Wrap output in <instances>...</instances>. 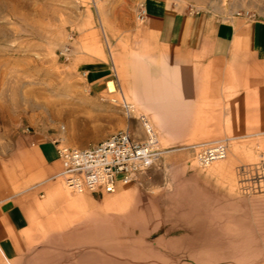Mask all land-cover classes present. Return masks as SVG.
Returning a JSON list of instances; mask_svg holds the SVG:
<instances>
[{
	"label": "crops",
	"instance_id": "1",
	"mask_svg": "<svg viewBox=\"0 0 264 264\" xmlns=\"http://www.w3.org/2000/svg\"><path fill=\"white\" fill-rule=\"evenodd\" d=\"M143 9L131 46L106 53L92 32L84 54H76L86 90L75 110L83 129L94 131L89 143L127 128L143 139L139 123L110 104L121 96L148 119L162 148L263 137L264 20L176 11L168 0H143ZM8 128L0 125V264H107L103 252L119 247L109 242V229L116 235L110 214H126L138 183L117 182L114 194H72L60 178L54 134ZM173 160L170 186L175 165L188 162Z\"/></svg>",
	"mask_w": 264,
	"mask_h": 264
},
{
	"label": "rangeland",
	"instance_id": "2",
	"mask_svg": "<svg viewBox=\"0 0 264 264\" xmlns=\"http://www.w3.org/2000/svg\"><path fill=\"white\" fill-rule=\"evenodd\" d=\"M168 6L264 20V0H168ZM141 7L143 0H0V125L43 128L66 145H92L94 131L83 129L84 116L75 110L86 90L77 55L92 32L106 53L115 44L131 46ZM162 149L138 180L126 214H110L116 235L109 229V242L119 247L103 252L107 264H264V136L227 140L226 158L204 169L189 148ZM180 156L187 168L175 165L170 186L168 167ZM259 182L262 192L254 188Z\"/></svg>",
	"mask_w": 264,
	"mask_h": 264
},
{
	"label": "built area",
	"instance_id": "3",
	"mask_svg": "<svg viewBox=\"0 0 264 264\" xmlns=\"http://www.w3.org/2000/svg\"><path fill=\"white\" fill-rule=\"evenodd\" d=\"M238 17L251 19L252 16L245 14ZM144 19L145 12L141 7L137 20L143 23ZM108 93L111 92L108 90ZM111 103L120 105L127 121L135 120L139 123L143 139L133 138L129 128L85 148L71 147L60 138L54 139L57 158L62 165L60 178L71 193L82 194L102 190L105 194H114L117 182L122 185L137 183L139 177L154 168L164 154L157 134L145 116L136 115L135 110L122 96L119 101L111 99ZM60 130L64 128L61 127ZM188 148L195 152L197 166L204 169L226 158L227 140ZM250 174L254 177L255 173ZM262 185L259 182L254 188L258 187L257 191L262 192Z\"/></svg>",
	"mask_w": 264,
	"mask_h": 264
},
{
	"label": "bare ground",
	"instance_id": "4",
	"mask_svg": "<svg viewBox=\"0 0 264 264\" xmlns=\"http://www.w3.org/2000/svg\"><path fill=\"white\" fill-rule=\"evenodd\" d=\"M110 91V90H109ZM110 92H113V91H110Z\"/></svg>",
	"mask_w": 264,
	"mask_h": 264
}]
</instances>
